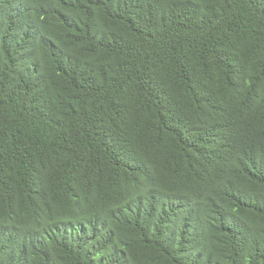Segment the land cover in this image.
<instances>
[{
  "label": "trees",
  "instance_id": "trees-1",
  "mask_svg": "<svg viewBox=\"0 0 264 264\" xmlns=\"http://www.w3.org/2000/svg\"><path fill=\"white\" fill-rule=\"evenodd\" d=\"M0 264H264V0H0Z\"/></svg>",
  "mask_w": 264,
  "mask_h": 264
}]
</instances>
